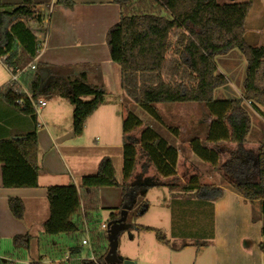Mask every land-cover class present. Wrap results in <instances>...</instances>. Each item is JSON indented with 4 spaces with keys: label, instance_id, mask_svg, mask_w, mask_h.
<instances>
[{
    "label": "trees",
    "instance_id": "16d2710c",
    "mask_svg": "<svg viewBox=\"0 0 264 264\" xmlns=\"http://www.w3.org/2000/svg\"><path fill=\"white\" fill-rule=\"evenodd\" d=\"M252 1L228 0L220 5L218 0H113L120 8L121 17L107 31L106 46L111 61L121 70L124 96L151 113L159 123L162 121L157 105H204L212 121L204 141L193 138L186 144L187 149L215 170L220 162V145L236 147L240 158L232 153L230 159L222 163L221 170L230 179L235 193L250 203H261L264 215V144L247 143L250 121L243 106V101L250 103L260 115V109L264 110V48L249 46L243 31ZM58 3L70 9L73 5L70 0H58ZM7 8L0 3V61L18 70L37 58V50L45 38L47 12L32 0H22L11 11H6ZM26 19L34 21L33 28L25 25ZM235 50L246 63L243 97L215 101V91L227 84L215 60ZM46 70L38 65L33 70H25L20 76V86L7 85L0 93L1 98L10 107L34 116L35 112L28 108V96L37 101L39 97L51 99L69 92L68 99L74 107V133L81 134L87 118L103 103L104 90L89 86L85 75L73 80L62 76L43 79L42 73ZM86 97L91 100H81ZM20 100L22 106L19 107L16 102ZM120 118L122 181L119 183L115 178L112 161L103 158L94 176L82 178L80 189L73 185L47 187L49 218L43 224V234L76 236L78 227L73 217L80 204L84 202L86 213H95L96 192L102 188L120 189V210L133 207L139 192L151 187H163L171 193L191 192L201 202L214 203L221 199L222 189L213 185L178 149L125 106ZM37 154L34 134L0 141L2 188H37ZM8 207L12 217L23 219L24 206L20 200L9 199ZM119 216L117 211L111 215V221ZM137 230L154 232L159 244L177 250L161 231L144 227ZM95 232H91L90 256L74 259L80 254L81 245L72 249L73 254L64 264H105L107 249L101 245L107 243V233L96 235ZM30 240L28 235L14 237V250L27 251ZM259 247L264 254V244ZM32 264H40V261Z\"/></svg>",
    "mask_w": 264,
    "mask_h": 264
},
{
    "label": "crops",
    "instance_id": "0c3cea01",
    "mask_svg": "<svg viewBox=\"0 0 264 264\" xmlns=\"http://www.w3.org/2000/svg\"><path fill=\"white\" fill-rule=\"evenodd\" d=\"M6 1L0 0L1 4L8 7L6 11L13 10L22 2ZM70 1L73 3L71 9L58 3V0H51L48 8L32 0L34 5H39L47 12L48 23L43 43L37 50V58L23 68L29 65L45 67L46 77L49 79L62 76L73 80L79 75H85L86 83L103 89L106 97L121 98L124 95L121 88V70L111 61L106 46L107 31L121 17L119 6L113 0ZM254 10L258 15L251 19ZM29 21L24 20L25 25L33 28L34 21ZM243 31L244 40L249 46L264 48V0L252 1ZM10 76L11 73L1 60L0 93L8 85ZM19 81L21 82V78ZM22 86L28 94L23 83ZM68 96L69 92L66 96L51 99L39 97L38 99L45 102V106L34 116L10 107L0 96V141L34 134L38 145L39 165L38 187L32 189H3L0 165V264H32L39 261L42 264L46 258L49 264H60L61 256L57 255L61 246L58 242L66 239L67 244H72L67 250V256L70 257L73 254L72 249L82 245L81 237L86 235L85 225H88L89 238L92 235L101 210L102 189L109 188L96 192L97 209L93 214L85 212L82 201L73 217V223L78 227L76 236L50 237L43 234V224L49 218L47 187L73 185L80 189L82 178L94 176L103 158L112 161L115 178L119 183L122 181V142L118 130L121 118L116 106L104 100L85 121L83 132L76 135L72 125L74 107ZM83 99L81 98L82 101ZM256 114L260 115L257 112ZM217 187L222 189L221 199L210 202L209 206L205 205L211 212V233L209 241L199 245L203 250H198L193 255L186 253L193 244L185 241L183 234L180 238L184 241L177 243L169 240L161 231L177 250L157 242L167 249L168 254L157 257L151 264H190L191 261L192 264H264V254L259 247L264 244L261 203L246 201L231 187ZM9 199L22 202V220L12 217L8 207ZM192 226L198 228V221L190 224ZM25 235L31 239L29 249L24 252L14 250L13 238ZM176 235L179 236L177 233ZM91 240L92 236L88 246H82L80 254L74 259L90 256V250L93 249ZM105 246L108 250V241L101 245ZM183 246L185 247L181 249ZM67 256L65 257L68 258Z\"/></svg>",
    "mask_w": 264,
    "mask_h": 264
},
{
    "label": "rangeland",
    "instance_id": "374dc122",
    "mask_svg": "<svg viewBox=\"0 0 264 264\" xmlns=\"http://www.w3.org/2000/svg\"><path fill=\"white\" fill-rule=\"evenodd\" d=\"M2 1L7 2L6 0ZM33 1L47 8L50 7L49 4L51 0ZM227 1L228 0H218V3L221 5ZM142 7L144 8L145 5H142ZM255 15L258 14L254 10L252 11L251 19H253ZM215 64L218 68V72L225 77L227 84L215 91L214 100L241 99V97H243L242 83L245 78L246 70L245 59L241 53L235 50L232 54L217 57ZM90 100L91 98L88 97L83 99L84 102ZM104 100L116 106L119 116L122 107L125 106L143 124L155 130L170 146L178 149L180 155L188 159L204 176L209 177L213 185L230 187V179L223 174L221 165L223 162L230 159L232 153H234L235 157H239L236 153V147L227 144L220 145L222 152L219 156L220 162L215 170L208 168L203 161L196 158L186 147V144L193 138L204 141L206 131L212 121L207 115L204 105L191 103L157 105V114L158 117L161 118V124L151 113L148 111L146 112L145 109L137 106L124 95L121 98L105 96ZM243 106L250 121V131L246 137L247 143L252 146L259 143L264 144V110L261 108L262 115H258L253 110L250 103L243 101ZM121 129L122 124L120 125V129H118L120 131L119 133H121ZM117 177H119L118 171ZM120 194L119 188L102 189L100 195L101 210L98 213L99 216H97L96 223L92 229V232L96 231V235H105L106 233H104V231L102 232L100 226H107V224L111 222V215L117 211H121ZM205 205L209 206V203L199 201L191 192L171 193L168 189L163 187H151L139 192L134 206L127 212L126 224L129 225L130 228L121 231L118 235L117 256L120 260L119 264H151L154 259L159 256L162 257L164 253H167V249L157 244L154 232L137 231L138 227L160 230L166 234L169 240L174 242H183L187 240L189 243L193 244V247H189L186 252L191 255H193V253L195 254L198 250H203L199 245L202 242H208L211 233V212H209L208 207L205 208ZM110 209H113V211ZM196 221H198V228L193 226L190 227V224L193 225ZM176 233L179 235L178 237ZM181 234L185 236V238H183L184 240L180 238ZM91 236L90 234V238ZM88 237L89 234L81 237V239L87 240ZM58 243L61 249L59 252L57 251L59 254L57 256H61L60 264H64L69 258V256H67V250L72 247V244H67L66 239ZM73 245H75V243H73ZM42 264H49L48 259L46 258L42 261ZM190 264H192V261Z\"/></svg>",
    "mask_w": 264,
    "mask_h": 264
},
{
    "label": "water",
    "instance_id": "95a60500",
    "mask_svg": "<svg viewBox=\"0 0 264 264\" xmlns=\"http://www.w3.org/2000/svg\"><path fill=\"white\" fill-rule=\"evenodd\" d=\"M47 73L43 71L42 78H46ZM132 208L124 207L119 211V218L114 219L109 222L106 226L107 233V241H108V252L104 257L105 264H119L120 260L117 256V246H118V235L121 231L128 230L130 228L129 225L126 224L127 221V212Z\"/></svg>",
    "mask_w": 264,
    "mask_h": 264
},
{
    "label": "built area",
    "instance_id": "2783aa9c",
    "mask_svg": "<svg viewBox=\"0 0 264 264\" xmlns=\"http://www.w3.org/2000/svg\"><path fill=\"white\" fill-rule=\"evenodd\" d=\"M6 69L9 71V73H11V76H10V79H9V82H8V85H16V86H20V76L23 74V72L27 69H30V70H33L34 69V66L33 65H29L27 66L26 68H21V69H18V70H13L12 67H9L6 65ZM16 91V89H15ZM16 105L17 106H22V101H17L16 102ZM45 106V102L42 101L41 99H38L37 101L33 100L30 98V96H28V108H30L31 110H33L35 112V114L39 111L40 108L44 107ZM100 228L102 230H106V226L105 225H102L100 226ZM85 233L86 235L89 234L88 233V225H85ZM89 237L87 240H82L81 241V244L83 246L85 245H88L89 244ZM92 259V257H91Z\"/></svg>",
    "mask_w": 264,
    "mask_h": 264
}]
</instances>
